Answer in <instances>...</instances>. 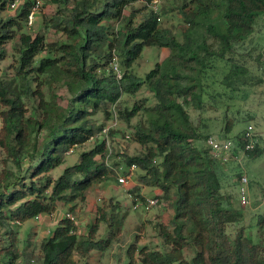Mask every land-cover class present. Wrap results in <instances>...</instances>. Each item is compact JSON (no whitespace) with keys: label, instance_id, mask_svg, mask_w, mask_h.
Instances as JSON below:
<instances>
[{"label":"trees","instance_id":"1","mask_svg":"<svg viewBox=\"0 0 264 264\" xmlns=\"http://www.w3.org/2000/svg\"><path fill=\"white\" fill-rule=\"evenodd\" d=\"M45 1L55 6L45 21L62 33L60 39L49 41L46 34L29 31L32 0L0 17V59L10 41L14 57L13 75L0 73V264H92L94 252L113 248L126 220L114 197L98 205L95 221L86 229L75 218L62 216L34 255H24L16 224L53 213L59 202L72 213L86 202L94 184L115 175L113 166L132 163L140 171L132 193L145 201L142 185L159 187L165 199L174 195L175 213L171 225H159L163 248L133 243L115 254L116 264H264V213L256 221L258 240L245 226L233 239L226 233L227 225L243 213L222 192L223 162L207 144L195 143L208 135L200 132L189 111L192 104L202 113L215 107L205 94L214 100L223 94L213 86L217 80L225 93L242 84L249 66L236 46L264 21V0H180L178 10L188 25L182 31L185 40L160 24L168 13L163 3L138 20L139 0ZM7 2L2 0L0 11ZM207 33L219 41L216 50L207 43ZM147 46L166 47L170 53L140 75L134 64ZM213 59L230 67H215ZM258 60L264 64V53ZM56 84L64 86L67 97L59 98ZM144 85L153 92L154 105L123 101ZM99 111L110 117L115 111L128 123L140 115L134 138L145 150L113 161L107 137L117 128L103 134L106 122L95 117ZM231 125L228 119L229 130ZM244 130L235 139L236 156L245 147ZM90 139L95 146L54 176L69 150ZM263 150L258 143L245 153L255 156ZM238 174L242 182L243 173Z\"/></svg>","mask_w":264,"mask_h":264},{"label":"rangeland","instance_id":"2","mask_svg":"<svg viewBox=\"0 0 264 264\" xmlns=\"http://www.w3.org/2000/svg\"><path fill=\"white\" fill-rule=\"evenodd\" d=\"M162 1V8L168 9V13L161 16L160 24L172 28L181 40H185L182 31L188 25L178 10L180 0ZM146 6L141 1L135 4V7L139 9L136 19H141L144 13L151 9L149 6L146 8ZM54 7V4L45 1L41 12L37 15L36 21L31 25L29 31L33 34L42 32L47 35L49 41L62 38V33H56L51 30L45 21V16L51 17ZM131 10H126V14H129ZM10 12L9 9L0 11V17H6ZM206 35L207 43L216 50L219 47V41L213 36H209L208 33ZM16 41H18V38H16ZM12 45V41L6 44L7 55L5 58L0 59V73L3 77H11L13 75L12 64L14 57ZM236 51L243 56L249 66V71L245 78L241 79L242 82L239 81L242 84H239V88L236 90L227 88L228 92L225 93L223 92L225 88L219 86L220 82L217 80V83H214L213 86L216 85L223 94H219L216 100L212 99L207 93L205 94L207 103H214L215 107H207L206 112L202 113L200 109L192 104L189 107L191 119L203 135H212L218 138L231 137L237 140L241 137L247 125L252 123L262 139V141L260 140V146L264 149V64L258 60L259 54L264 53L263 20H260L256 30L248 38L236 46ZM169 53L170 49L166 47L147 46L142 56L135 62L134 70L140 75H144L154 68L157 62L166 58ZM213 61L215 62V67H230L224 64L223 61H217V59H213ZM54 92L58 93L59 98L62 96L67 97V92L63 85L56 84ZM47 93L51 95L53 91L47 90ZM143 100L146 101V105H154L156 103L153 92L146 85L135 96L125 95L123 97V101L130 106L135 101L142 102ZM111 108L112 106L109 107L110 111ZM112 115L110 117V115L107 116L102 111H99L95 117L99 121L106 122L104 128L111 125L112 128H117L112 136L109 135L107 137L108 144L112 145L113 161L122 160L125 155H133L144 151L145 147L134 138L136 130L134 126L140 119V115L135 116L131 123L121 119L115 111ZM228 119L232 120L230 130L227 127ZM102 137L104 136L102 135ZM207 137H201L195 143L206 145ZM95 144L96 141L90 139L84 144L76 146L75 150L67 156L66 162L54 170L53 175L57 176L67 165L74 164L82 151L94 147ZM2 159L3 156L0 155V164H2ZM222 162L219 166L223 185L222 192L225 196L226 194L229 195L227 197L229 201L227 202H230L234 209L243 213L239 221L227 225L226 233L233 239L236 231L241 226H245L253 239L258 240L260 229L256 221L258 215L264 213V150L255 156L239 151L238 158L236 155H231L229 160ZM113 168L115 175L112 174L109 178L94 184L87 192L86 202H79L76 209L72 212L76 220H81L83 229H86L88 223L95 219L98 205L112 197H114V202L119 203V212L126 214L125 224L114 243V247L103 254L94 252L91 258L92 264H116L115 254L127 249L133 243L141 246L147 245L152 248H163V238L159 225H171L175 213L172 205L174 195L172 199H165L161 188L142 185L141 194L145 198L158 197L160 200L157 205L147 208L145 202L138 199L137 194L132 193V188L139 183L140 171L133 170L132 177L128 178L127 183L123 184L118 181V177L123 170L121 171L116 166H113ZM124 169H127V166H124ZM241 172L248 176L249 202L247 204H243L240 197L242 182L238 173ZM134 199H137L136 202ZM67 211H70L69 206L59 202L56 211L53 213L40 215L16 224L21 240L20 247H23L25 256L39 252V245L42 239L48 233H52L59 219L66 215Z\"/></svg>","mask_w":264,"mask_h":264},{"label":"built area","instance_id":"3","mask_svg":"<svg viewBox=\"0 0 264 264\" xmlns=\"http://www.w3.org/2000/svg\"><path fill=\"white\" fill-rule=\"evenodd\" d=\"M23 1L24 0H8L7 9H9L11 12H15L19 8V6L23 3ZM32 1H33L32 8L27 18V23L29 25H32L36 21V17L41 12L44 5V0H32ZM140 1L145 3L150 8H154V9H158L160 4L162 3V0H139V2ZM1 2L2 0H0V3ZM115 66L117 67V63H115ZM111 126L105 127L103 129V134L108 136V131ZM127 137H129V135H127ZM260 140L262 139L258 135L254 124L252 123L248 124L244 130L245 147L242 149V153L254 149L258 143L261 144ZM206 141H207V145L210 147L213 157L220 161L229 160L231 158V155H234L233 149H235L238 146L237 141L231 137H228L226 139H219L216 136L209 135ZM69 152H73V149H70ZM137 168L138 165L136 163H132L131 165L127 166V169H124V166L122 165V167H120L119 169H121V171L123 170V172L119 175L118 181L123 184L127 183L128 178L132 177L133 170H137ZM247 183H248V176L246 174H243L242 186L240 190L241 201L243 202V204L244 203L247 204L249 202ZM159 201L160 200L158 197H146L144 202H145V206L147 208H150L153 207L154 205H157ZM66 215L72 219L75 218L72 213H66Z\"/></svg>","mask_w":264,"mask_h":264},{"label":"crops","instance_id":"4","mask_svg":"<svg viewBox=\"0 0 264 264\" xmlns=\"http://www.w3.org/2000/svg\"><path fill=\"white\" fill-rule=\"evenodd\" d=\"M86 200H87V199H86ZM95 217H96V216H95ZM93 221H95V219H94ZM93 221H90V222H93ZM78 222H79V223H80V225H81V220H80V221H78ZM90 222H89V223H90ZM50 223H51V222H50ZM81 226H82V225H81ZM54 229H55V228H54ZM54 229H53V230H54ZM49 232H50V228H49ZM52 232H53V231H52ZM51 234H52V233H51ZM51 234H49V233H48V235H46V236H49V235H51Z\"/></svg>","mask_w":264,"mask_h":264}]
</instances>
